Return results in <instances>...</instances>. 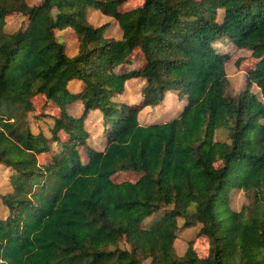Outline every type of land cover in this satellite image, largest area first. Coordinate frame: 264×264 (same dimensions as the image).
Wrapping results in <instances>:
<instances>
[{"label":"trees","instance_id":"1","mask_svg":"<svg viewBox=\"0 0 264 264\" xmlns=\"http://www.w3.org/2000/svg\"><path fill=\"white\" fill-rule=\"evenodd\" d=\"M127 1L0 0V166L10 170L0 264H264V103L252 90L264 95V0H143L122 11ZM89 9L112 17L120 37ZM10 15L22 17L13 31ZM229 44L255 59L238 93ZM133 50L142 65L117 71ZM135 78L142 101L130 104L119 96ZM36 95L58 108L34 115L50 116L49 135L27 119ZM167 95L180 110L141 124L140 110ZM77 100L74 116L66 108ZM90 110L102 117V149L88 141ZM120 172L139 177L114 181ZM189 227L207 238L206 256L192 240L176 252Z\"/></svg>","mask_w":264,"mask_h":264},{"label":"rangeland","instance_id":"2","mask_svg":"<svg viewBox=\"0 0 264 264\" xmlns=\"http://www.w3.org/2000/svg\"><path fill=\"white\" fill-rule=\"evenodd\" d=\"M37 1V0H30ZM143 0H128L121 6V10L125 11L130 8H133L137 5H140ZM89 21L93 24L97 25H108L109 32L106 34H111L115 37H120V31L118 26L116 25L115 20L112 17L101 14L99 11L95 9H89L88 11ZM22 17L10 15L7 16V24L6 29L8 31L15 30L21 23ZM68 32V42L66 43L67 53L69 55H73L75 53V34L74 32L67 28L65 30ZM224 49L230 50L232 47L225 46ZM231 57L225 63L227 77L231 83V88L233 92L238 93L243 90L247 83V73L252 69L255 59L250 56V52L248 50H235L234 48L231 50ZM240 58V64L236 65V59ZM143 63V59L141 55L137 52V50H133L131 55L123 62V64L119 65L116 70L127 72L132 69L139 68ZM144 81L140 78H135L128 80L125 84V90L122 95L119 96L125 102L130 104L141 103L142 94L141 88ZM252 90L257 93L258 97L264 103V95L259 91L256 85H252ZM32 102L34 105V111L28 113L27 119L29 121L30 128L33 132L38 131V129H42L47 135H49L48 126L52 123V119L50 116L42 117L41 120L34 118V115L38 113H50L55 114L58 110L57 106L52 104L49 105L45 101V97L42 95H36L32 98ZM181 104L176 101V98L173 95H167L162 102H160L157 106H145L139 112V122L141 124H147L154 121H164L168 120V118L177 113L180 110ZM68 113L77 116L82 112V105L80 101H74L69 104L66 108ZM85 128L89 132V143L96 147L97 149H102L103 147V124L102 117L98 111L90 110L87 117L84 120ZM63 135V134H62ZM217 137L220 139H224L226 136L223 132H218ZM82 159L85 160V151L81 150ZM10 170L3 166H0V190H5L8 188V177ZM139 175L135 172H120L115 174L112 178L116 182H120L122 180H130L135 181L138 179ZM243 203L240 192L234 196L233 202L231 203L232 209H238ZM154 219V216L150 217L144 222V225L147 226ZM182 221L179 220V224ZM197 227H189L185 229H181L178 232L177 238L175 240V249L178 254H182L186 248L188 241L192 240L193 246L197 253L201 256H206L208 252V240L203 236H198L196 234Z\"/></svg>","mask_w":264,"mask_h":264}]
</instances>
